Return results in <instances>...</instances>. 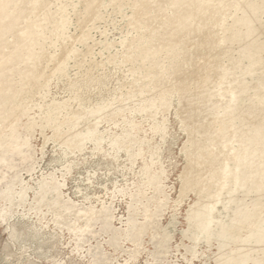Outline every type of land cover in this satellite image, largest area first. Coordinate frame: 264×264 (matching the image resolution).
I'll use <instances>...</instances> for the list:
<instances>
[{
    "label": "rangeland",
    "instance_id": "374dc122",
    "mask_svg": "<svg viewBox=\"0 0 264 264\" xmlns=\"http://www.w3.org/2000/svg\"><path fill=\"white\" fill-rule=\"evenodd\" d=\"M28 255L264 264V0H0V264Z\"/></svg>",
    "mask_w": 264,
    "mask_h": 264
},
{
    "label": "bare ground",
    "instance_id": "6f19581e",
    "mask_svg": "<svg viewBox=\"0 0 264 264\" xmlns=\"http://www.w3.org/2000/svg\"><path fill=\"white\" fill-rule=\"evenodd\" d=\"M60 1V0H58ZM10 221H8V224ZM8 228H10V225H8ZM70 230H73V229H70ZM12 232H13V229H12ZM17 234V233H16ZM12 236V235H11ZM16 236V235H15ZM12 238V237H11ZM13 239H14V236H13ZM14 241V240H13ZM27 248V247H26ZM30 250V249H29ZM21 251V250H20ZM18 252L17 251V248L15 247V245L10 242V241H6L4 247H3V254L5 256H7L8 258H11L12 259V263L13 262H20L22 261V259L24 258V255L27 254V250L26 249H22L21 252ZM27 259V262L28 264H38L39 262L34 260L31 256L28 255V257L26 258ZM10 261V260H9Z\"/></svg>",
    "mask_w": 264,
    "mask_h": 264
}]
</instances>
